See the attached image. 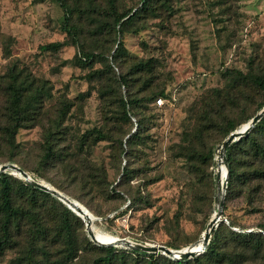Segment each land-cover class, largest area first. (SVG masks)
<instances>
[{
    "label": "rangeland",
    "instance_id": "obj_1",
    "mask_svg": "<svg viewBox=\"0 0 264 264\" xmlns=\"http://www.w3.org/2000/svg\"><path fill=\"white\" fill-rule=\"evenodd\" d=\"M98 1L102 5L106 3L105 0ZM117 1L123 10H127L141 0ZM169 4L155 0L145 17L133 26L136 31L125 33L123 67H116L120 73L132 71L133 65L140 61L149 62V73L133 74L137 79L133 90L141 94L165 88L166 102L163 105L146 103L142 115L150 116L146 121L147 135L129 156L121 153L117 137H127L124 135L132 126L130 123L123 126L121 133L113 131L111 139L97 141L89 158L93 164L106 168L108 186L106 190L90 193L82 189L78 181L72 180L65 165H41L42 141L45 127L57 116L61 103L66 100H71L74 105L63 124L68 138L61 139L64 146L70 143V139H76L95 127L115 130L112 122L106 121L98 91L102 83L83 78L89 69L77 63L80 47L62 27L65 10L59 2L0 0V126L5 123L4 88L12 64L46 80L47 90L52 93L41 117L30 121L17 133L16 150L6 143L0 129V164L23 166L35 179L79 201L93 216L92 229L101 241L125 238L134 243L168 247L179 244L177 249H182L201 238L217 208V174L224 164L217 151L227 138H223L222 129L207 128V121L203 119L206 100L214 89H225L230 84L231 77L225 73L227 68L243 72L252 68L253 72L264 77V0H170ZM74 21L81 31L78 42L85 50L109 54L115 47V33L107 25H98L96 21L91 23L85 15H75ZM50 42H61L63 46L46 51L40 48ZM5 48L10 49V55H6ZM98 66L100 63L95 65ZM146 81L149 85L143 87ZM247 92L248 100L241 105L244 110L236 107L229 111L235 122L240 123L236 129L247 123L241 121L248 114H257L259 104L264 102V90L252 87ZM219 109V104H215L212 110ZM213 115L218 114L213 112ZM199 122V128L204 129L200 135L196 133L197 129L194 130ZM134 125L133 131L136 129ZM209 148H213L214 157L207 166L195 159V155L199 150ZM125 166L134 171L133 179L126 186L133 191L141 187L145 199L132 203L128 187L124 185L119 189L124 190L127 200L110 190L120 180ZM6 172L24 179L10 170ZM221 178L224 177L221 175ZM235 188L224 207L225 219L219 225L223 222L235 231H260V224H264V182L258 192L252 185L240 182ZM52 203V199L46 202L51 209L45 210L46 220L55 227ZM73 212L78 216H71L78 249L69 257V247L61 238L53 236L54 232L43 241L46 253L36 252L38 264H90L105 253L85 245L87 238L91 240L86 223L82 216ZM115 247L131 249L123 245ZM19 254L15 249L7 250L0 256V264H13ZM157 254L170 257L161 252ZM138 259L137 263L128 257L129 264H146L144 257Z\"/></svg>",
    "mask_w": 264,
    "mask_h": 264
},
{
    "label": "trees",
    "instance_id": "obj_2",
    "mask_svg": "<svg viewBox=\"0 0 264 264\" xmlns=\"http://www.w3.org/2000/svg\"><path fill=\"white\" fill-rule=\"evenodd\" d=\"M56 1L65 10L63 29L71 35L73 43L80 47V56L76 55L77 63L89 69L83 78L90 82L102 83L98 87V91L104 106L106 121L112 122L116 129L105 131L95 127L76 139H70V143L64 146L61 139L68 140V138L67 130H64L66 127L63 124L74 104L71 100L63 101L57 116L51 119L50 124L45 127L40 163L43 167L65 165L68 175L72 177L73 181H78L82 189H87L90 193H97L106 190L108 174L104 166L93 164L89 158L93 146L101 139L114 137L113 131L116 134L121 133L123 126L130 123L132 126L124 135L127 137L125 139L117 137L121 153H127L129 156L132 151L136 150V145L144 142L147 135L145 132L147 130L146 121L150 119V116L142 115V110L147 108L145 107L146 103H157L158 98L168 96L165 88L155 93L144 91L141 94L133 90L137 81L133 78V74L140 71L149 73L151 71L149 62L140 61L134 64L132 71L120 73L116 71L117 66L120 69L123 67L125 33L136 31L133 26L145 17L155 0H141L138 5L127 10H123L117 0H105V5H102L98 0ZM158 1L170 5V0ZM75 15L76 17L85 15L91 23L96 21L98 25H107L109 30L111 29L115 33V47L109 54L85 50L79 44L81 31L79 24L74 21ZM99 27L97 30L101 32L104 26L101 29H98ZM61 46H63L61 42H50L40 48L46 51ZM5 53L10 55V49L5 48ZM97 63H100V66L95 67ZM225 73L231 77L230 84L225 89H214L212 95L206 100L203 114V119L207 121V128L215 126L222 129L223 138L228 137L240 124L235 122L229 111L236 107H241V110H244L241 105L248 100V89L255 87L264 90V77L253 72L252 68L248 72L227 68ZM6 76L8 80L4 88L6 104L3 113L5 123L0 126V129L5 136L6 143L11 149L16 150L18 146L16 144L17 133L30 121L38 119L43 112L45 103L52 98V93L47 90L46 80L20 70L15 63L9 67ZM144 85L148 86V81L143 84V87ZM215 104L220 106L218 111L212 110ZM263 107L264 102L259 104L257 110H261ZM213 112H217L218 115L214 117ZM109 113H111L110 116ZM255 115L254 113L248 114L241 123L248 122ZM220 116L222 117L220 118ZM134 124H136V129L133 131ZM200 125L201 122L194 128V130L197 129L198 135L204 130L199 128ZM199 151L195 155V159H199L209 166L214 157L213 148ZM13 155L10 156V160L13 159ZM226 156L229 164V178L224 207L227 206V200L231 198L239 182L242 185H252L256 192L261 190L264 182V116L247 135L232 142L226 150ZM21 167L26 170L25 167ZM133 172L132 168L124 167L120 180L110 188L113 194L127 200L124 197V190L119 187L123 185L128 187L126 185H129L133 179ZM152 182L154 180L149 183ZM127 191L130 193L132 203L138 199L146 198L141 193V187L135 191L128 187ZM48 199H52L54 202L52 205H54L56 216L55 227L50 226L46 220L45 210L51 211L50 206L48 207L46 204ZM72 215L78 218L72 209L51 193L32 185L27 180L17 178L9 172L0 173V256L9 249L17 250L20 254L13 264H38L36 252L41 250L42 254L46 253L43 241L54 232L56 234L53 236L61 238L69 247L67 250L70 257V253L79 247L78 238L75 236L71 224ZM259 227L262 231H235L222 222L215 229L207 249L202 254L182 261L136 249L119 250L115 246H101L89 238L85 240V245L105 251L90 264H116L117 261L129 264L128 257H132V260L137 263L139 262L138 258L144 257L143 261H146V264H264V224H260ZM169 246L180 248L179 244H170Z\"/></svg>",
    "mask_w": 264,
    "mask_h": 264
},
{
    "label": "water",
    "instance_id": "obj_3",
    "mask_svg": "<svg viewBox=\"0 0 264 264\" xmlns=\"http://www.w3.org/2000/svg\"><path fill=\"white\" fill-rule=\"evenodd\" d=\"M263 116H264V107L247 123L242 125L239 129H236L233 132H231L228 135V137L219 146L217 153H218V156L220 157V161L223 162L226 167V173L223 179L221 178L220 171L217 174L218 176V192H217V197H216L217 208L209 222L208 227L206 228L205 232L203 233V235L198 241L182 249H174V248L168 247L163 244L156 245V244L134 243L133 241L129 239H125V238H122V239L118 238L117 241L104 242V241L99 240L96 237L94 230L92 229V222L86 221L85 218L83 217L86 223L87 232L91 240L97 244L105 245V246L123 245L127 248L145 251L149 253L161 252L163 254H166L180 261L186 260L191 257H196L197 255H199L201 252H203L208 247L211 241L213 232L215 231L216 227L219 225V223L222 220L225 219L223 213H224V203H225V196H226V190H227V184H228V178H229V164H228V159L226 156V150L232 144V142L236 141L242 136L247 135ZM8 170H10L13 174L17 176L24 178L25 180L30 182L32 185L56 196L61 201H63L65 204H67L68 207H70L73 211H75L78 215L81 216L83 210L80 207L79 201L70 198L69 196H67L66 194L58 190L57 188L53 187L52 185L35 179L28 171L24 170L21 166H19L16 163L0 164V173L6 172ZM95 219H97L96 216H95ZM199 242H202V244L200 247L196 248V245Z\"/></svg>",
    "mask_w": 264,
    "mask_h": 264
},
{
    "label": "bare ground",
    "instance_id": "obj_4",
    "mask_svg": "<svg viewBox=\"0 0 264 264\" xmlns=\"http://www.w3.org/2000/svg\"><path fill=\"white\" fill-rule=\"evenodd\" d=\"M220 172H221L222 177H224V176H225V173H226V167H225L224 164L221 165V171H220ZM79 203H80V202H79ZM80 207H81L82 210H83V212H82V214H81L82 218L84 217L86 221L91 222L94 218H93V216L90 214V212L88 211V209L85 208V207L82 206V205H80ZM112 240H113V239H112ZM104 242H105V241H104ZM201 244H202V242L197 243L196 248L200 247Z\"/></svg>",
    "mask_w": 264,
    "mask_h": 264
},
{
    "label": "built area",
    "instance_id": "obj_5",
    "mask_svg": "<svg viewBox=\"0 0 264 264\" xmlns=\"http://www.w3.org/2000/svg\"><path fill=\"white\" fill-rule=\"evenodd\" d=\"M165 102H166V98L160 97L157 99L158 105H163V104H165Z\"/></svg>",
    "mask_w": 264,
    "mask_h": 264
}]
</instances>
